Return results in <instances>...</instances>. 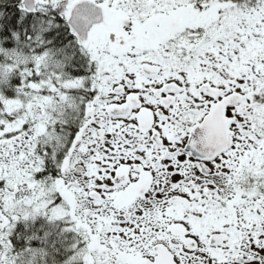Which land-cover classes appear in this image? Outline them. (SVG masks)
<instances>
[{
    "label": "snow or ice",
    "instance_id": "6c2138e0",
    "mask_svg": "<svg viewBox=\"0 0 264 264\" xmlns=\"http://www.w3.org/2000/svg\"><path fill=\"white\" fill-rule=\"evenodd\" d=\"M0 264H264V0H0Z\"/></svg>",
    "mask_w": 264,
    "mask_h": 264
}]
</instances>
